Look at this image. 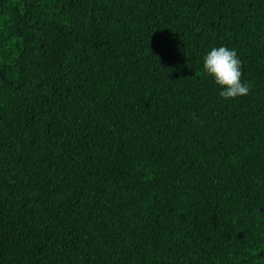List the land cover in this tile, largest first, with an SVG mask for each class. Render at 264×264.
Segmentation results:
<instances>
[{
	"label": "trees",
	"instance_id": "obj_1",
	"mask_svg": "<svg viewBox=\"0 0 264 264\" xmlns=\"http://www.w3.org/2000/svg\"><path fill=\"white\" fill-rule=\"evenodd\" d=\"M0 264H264V0H0Z\"/></svg>",
	"mask_w": 264,
	"mask_h": 264
},
{
	"label": "clouds",
	"instance_id": "obj_2",
	"mask_svg": "<svg viewBox=\"0 0 264 264\" xmlns=\"http://www.w3.org/2000/svg\"><path fill=\"white\" fill-rule=\"evenodd\" d=\"M203 69L219 86V95L235 98L247 95L250 84L242 79V62L235 48L221 44L203 56Z\"/></svg>",
	"mask_w": 264,
	"mask_h": 264
}]
</instances>
